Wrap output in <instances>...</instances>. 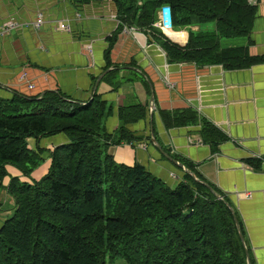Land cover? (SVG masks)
<instances>
[{
  "label": "trees",
  "instance_id": "obj_1",
  "mask_svg": "<svg viewBox=\"0 0 264 264\" xmlns=\"http://www.w3.org/2000/svg\"><path fill=\"white\" fill-rule=\"evenodd\" d=\"M70 1L80 5L90 0ZM111 1L118 25L106 38L101 74L112 69L101 82L112 92L121 86V66L139 69L135 61L111 62V51L125 27L158 44L170 64L236 69L252 62L245 48L220 46L221 39L250 33L256 7L248 0ZM162 5L170 7L173 29L207 24L214 29L188 30L186 44H174L154 26ZM140 75L149 95V82ZM96 79L92 77L93 84ZM91 97L83 102L52 90L31 97L14 91L10 98H0V188L8 176L6 166L29 179L10 177L5 187L13 199V214L0 223V264H111L117 259L125 264H247L226 197L216 198L184 172L172 188L141 165L117 163L108 153L111 146L140 139L129 126L147 119L146 106L115 109L97 92ZM114 113L118 125L109 133L105 121ZM158 115L166 129L199 122L204 143L217 144L224 138L209 123L200 124L192 109L158 110ZM60 134L67 141L52 151L39 146L43 138ZM30 138L36 141L35 150L28 147ZM45 159L46 173L32 178ZM173 159L203 181L192 164L178 155Z\"/></svg>",
  "mask_w": 264,
  "mask_h": 264
},
{
  "label": "crops",
  "instance_id": "obj_2",
  "mask_svg": "<svg viewBox=\"0 0 264 264\" xmlns=\"http://www.w3.org/2000/svg\"><path fill=\"white\" fill-rule=\"evenodd\" d=\"M248 2L256 7L250 33L243 38L226 39L222 47L245 48L252 60L248 67L225 69L221 65L200 67L192 62L170 64L158 44L149 42L139 30L125 27L111 51V62L123 65L135 61L139 69L134 72L131 67L121 66L117 74L120 88L112 92V88L100 80L95 92L115 109L121 105L141 104L148 110L150 94L146 93L140 75L145 74L150 93L154 94L152 118L148 111L146 120L129 126L139 140L111 146L108 153L117 163L141 165L172 188L182 181L183 171L167 157L173 159L178 155L192 164L203 182L215 189L220 198L228 200L250 264H264V0ZM52 11L56 12L58 20L50 18L49 38L40 40L38 32L43 26L34 27L36 16L33 14L37 18L40 15L42 18L43 13L51 17ZM13 18L22 25L21 36L15 37L13 42L0 39V98H10L14 91L21 93L17 77L26 69L42 76L46 82L35 96L60 90L78 101L90 99L92 77L98 78L104 73L101 74L106 38L118 25L112 1L90 0L78 5L70 0H0V25ZM58 21L67 22L70 32L56 30L54 26ZM29 27L39 30L33 32L34 37ZM201 27L174 28V33L161 31L170 42L184 46L188 30L197 32ZM129 79L134 82H127ZM184 109L196 111L200 124L212 125L223 140L217 144L202 142L199 122L197 126L164 128L158 110ZM117 125L115 113L105 121L109 133L114 132ZM66 141L60 134L43 138L39 146L52 151L57 144ZM27 142L29 148L36 149L35 139ZM43 155L48 156L47 152ZM47 167L45 159L32 172V178L41 177ZM6 171L8 177L3 187L11 176L29 182L11 166H6ZM171 174L175 175L174 179Z\"/></svg>",
  "mask_w": 264,
  "mask_h": 264
},
{
  "label": "rangeland",
  "instance_id": "obj_3",
  "mask_svg": "<svg viewBox=\"0 0 264 264\" xmlns=\"http://www.w3.org/2000/svg\"><path fill=\"white\" fill-rule=\"evenodd\" d=\"M33 16H36V18H37L36 14H33ZM42 16H43L42 17L43 30H41V31L38 30L39 31L38 32L33 27H29L28 31L32 34V36H33V34L35 32H38V34L41 35L40 36V40H45L46 38L47 39L49 38V34L51 32V25L49 23L50 18L53 19V20H58V16L56 15L55 11H52L51 17L49 15H47L46 13H43ZM36 18H35V20H34V18H31V20H34L33 22H35ZM13 19L15 20V18H13ZM14 22L20 24V22H18L17 20H15ZM213 29H214V25L213 24H207V25H204V26L201 27L202 31H213ZM20 36H21V29H16V30H13L9 34L2 36L0 39H1V41H11V42H13L15 37L20 38ZM225 40L226 39H221L220 40L221 47H223V42ZM23 72L26 73V79L20 80V77L23 74ZM17 79H18L19 84H20V86H19L20 92L23 93V95L29 96V97L35 96L38 93L39 89L43 88L45 86V84H46V82H45V80L43 79L42 76L33 75L30 72V70H26V69H23L22 71H20L18 73ZM28 83H30L33 86L31 89H28ZM10 176H11V174H10ZM11 177H13V176H11ZM0 204H1L0 219H1V222H2L5 219L9 218L13 214V199L8 194V192L6 191L5 187H1L0 188ZM111 264H125V262L123 260H121V259H117L116 261H114Z\"/></svg>",
  "mask_w": 264,
  "mask_h": 264
},
{
  "label": "built area",
  "instance_id": "obj_4",
  "mask_svg": "<svg viewBox=\"0 0 264 264\" xmlns=\"http://www.w3.org/2000/svg\"><path fill=\"white\" fill-rule=\"evenodd\" d=\"M42 18L41 15L38 16L37 20L34 23L35 28H40L42 26ZM154 26L162 31H171L174 33L173 29V20L171 15V10L168 5L162 6L157 12H156V22L154 23ZM22 25L14 22L12 19L4 22L0 26V37L7 35L11 33L13 30L21 29ZM55 29L59 31H65L70 32V26L67 22L58 21L55 22ZM26 79V73H23L20 77V80ZM165 83L167 86L171 87L167 80H165ZM33 86L31 84L28 85V89H31ZM201 143V141H200ZM171 178H175L174 174L170 175ZM249 194H245V197H248Z\"/></svg>",
  "mask_w": 264,
  "mask_h": 264
},
{
  "label": "water",
  "instance_id": "obj_5",
  "mask_svg": "<svg viewBox=\"0 0 264 264\" xmlns=\"http://www.w3.org/2000/svg\"><path fill=\"white\" fill-rule=\"evenodd\" d=\"M110 70H111V69H108L106 72H104L102 75H100V76L96 79V81L94 82L93 88H92V94L95 93V91H96V89H97V86H98V84H99L101 78L103 77V75H104L105 73H107L108 71H110ZM91 98H92V97H91ZM91 98H90V99H91ZM153 110H154V94L151 92V93H150V100H149V109H148L150 118H152ZM167 159H168L172 164H174V165H176L178 168H180L184 173H187V174H189L190 176H192L193 179H194L195 181H197V182H199V183L205 185V186L208 187L209 189H211V191L213 192V194L215 195L216 198H218V199H222V198H220V196H219L216 192H214V191L212 190V188H210L206 183H204L203 181H201V180L195 178L194 175H193L188 169H186L182 164H180L179 162H177V161H175L174 159H171V158H169V157H167ZM235 222H236V227H237V229H238L239 237H240V239H241V242L243 243L242 234H241V232H240V230H239L238 223H237L236 219H235ZM246 263H247V264H250V260H249V256H248V252H247V251H246Z\"/></svg>",
  "mask_w": 264,
  "mask_h": 264
}]
</instances>
